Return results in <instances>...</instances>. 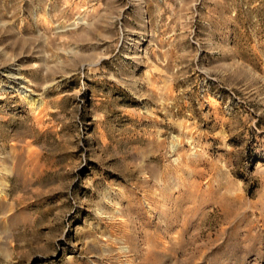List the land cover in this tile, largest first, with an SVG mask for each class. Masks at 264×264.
<instances>
[{
  "label": "rangeland",
  "instance_id": "374dc122",
  "mask_svg": "<svg viewBox=\"0 0 264 264\" xmlns=\"http://www.w3.org/2000/svg\"><path fill=\"white\" fill-rule=\"evenodd\" d=\"M0 264H264V0H0Z\"/></svg>",
  "mask_w": 264,
  "mask_h": 264
},
{
  "label": "bare ground",
  "instance_id": "6f19581e",
  "mask_svg": "<svg viewBox=\"0 0 264 264\" xmlns=\"http://www.w3.org/2000/svg\"><path fill=\"white\" fill-rule=\"evenodd\" d=\"M147 204V203H146ZM153 204V203H152ZM148 205V204H147ZM151 206V205H150Z\"/></svg>",
  "mask_w": 264,
  "mask_h": 264
}]
</instances>
